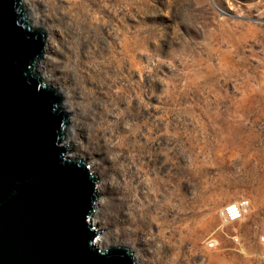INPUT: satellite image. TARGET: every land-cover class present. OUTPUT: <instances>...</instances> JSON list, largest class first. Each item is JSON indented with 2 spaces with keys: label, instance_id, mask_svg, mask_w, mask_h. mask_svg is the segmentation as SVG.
I'll return each instance as SVG.
<instances>
[{
  "label": "rangeland",
  "instance_id": "1",
  "mask_svg": "<svg viewBox=\"0 0 264 264\" xmlns=\"http://www.w3.org/2000/svg\"><path fill=\"white\" fill-rule=\"evenodd\" d=\"M57 2L30 0L53 36L37 71L76 113L73 153L100 186L96 245L139 264H264V0ZM74 3L98 34L75 35ZM241 199L249 211L227 224Z\"/></svg>",
  "mask_w": 264,
  "mask_h": 264
},
{
  "label": "water",
  "instance_id": "2",
  "mask_svg": "<svg viewBox=\"0 0 264 264\" xmlns=\"http://www.w3.org/2000/svg\"><path fill=\"white\" fill-rule=\"evenodd\" d=\"M0 0V264H136L96 246V176L62 145V96L37 71L45 32Z\"/></svg>",
  "mask_w": 264,
  "mask_h": 264
},
{
  "label": "bare ground",
  "instance_id": "3",
  "mask_svg": "<svg viewBox=\"0 0 264 264\" xmlns=\"http://www.w3.org/2000/svg\"><path fill=\"white\" fill-rule=\"evenodd\" d=\"M22 1H23V6H24L25 10L26 9L28 10V15H30L31 20L33 21V22H31L32 28L41 29V30L44 29L43 31L45 32V35H46L45 42L43 45V54H42L40 62L37 63V69H38V65L42 68L43 62L48 60L49 55L51 53V48H52L51 44H52L53 36H52L51 32L49 31V29H47L46 27L44 28V25H41L40 22H38L37 17L34 16V9L30 4V0H22ZM47 1L49 2L50 6H53V5L56 6L57 5L56 3H58L57 0H47ZM65 14L69 17L70 27L75 30V32H76L75 35L90 34L91 32H94L97 34L99 33L100 24H98V23L92 24L91 23V20L93 18L92 14L90 12H85L83 10H80L78 7L76 8L75 3L71 7L66 9ZM42 74H43V78L45 79V81L51 82L52 79H51V76L49 73H46L43 70ZM87 82H88V79H87ZM46 85L52 87L51 85H48L47 83H46ZM140 86L141 85H139V84L135 85V89H134V94H135L134 99L135 100H136V98L139 97V95L140 96L142 95V92L140 91ZM52 88H54V87H52ZM55 90H57V89H55ZM88 90L89 89H86V93L89 97V98H87V100L89 99L91 102H93L95 100V98H91L92 91L91 90L88 91ZM57 93L62 96V108L64 109V111L68 115V125H67L68 127L66 129L67 132H66V136H65V139H64L62 145H68V155L67 156L71 157L72 159H75L77 156L73 153L74 149H73V144H72L73 143L72 135L75 132L74 125H75L76 113L75 114L73 113L72 107L68 104L67 94L64 92V90H62L60 88L59 91L57 90ZM116 102H117V98H114V103H116ZM131 107H132V101L130 100L128 108L131 109ZM106 112H107V109H106ZM101 125H102V122H96V121L92 122L91 129H90V137L96 138L99 135V132L101 130ZM135 142L133 143V145L131 147L135 146ZM95 187L98 190L100 186L98 185V183H96ZM100 205H101V199L99 198L95 204L94 215H95L96 211L99 210ZM94 215H93V217H94ZM98 239H100V237L95 240V244H96V241ZM135 261H136V259H135ZM136 264H139V263L136 262ZM169 264H172V261Z\"/></svg>",
  "mask_w": 264,
  "mask_h": 264
},
{
  "label": "built area",
  "instance_id": "4",
  "mask_svg": "<svg viewBox=\"0 0 264 264\" xmlns=\"http://www.w3.org/2000/svg\"><path fill=\"white\" fill-rule=\"evenodd\" d=\"M250 209V202L245 199L237 200L231 202L222 210V218L227 224L235 223L245 217L247 212ZM233 240L238 244L239 238L237 235H234ZM217 242L214 239H211L207 243L209 249L216 248Z\"/></svg>",
  "mask_w": 264,
  "mask_h": 264
}]
</instances>
